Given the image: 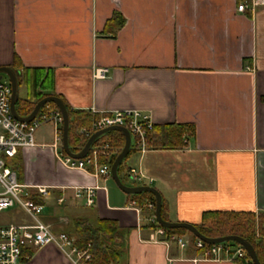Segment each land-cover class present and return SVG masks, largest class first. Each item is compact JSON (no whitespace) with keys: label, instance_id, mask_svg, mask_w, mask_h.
Here are the masks:
<instances>
[{"label":"crops","instance_id":"0c3cea01","mask_svg":"<svg viewBox=\"0 0 264 264\" xmlns=\"http://www.w3.org/2000/svg\"><path fill=\"white\" fill-rule=\"evenodd\" d=\"M259 1L253 12H238L251 0H0V67L18 70L20 100L56 95L74 111L134 109L155 126H191L193 135L182 137L179 147L142 157L132 152L136 168L152 180L145 186L160 193L169 222L195 226L206 212L261 213ZM98 68L108 69L106 79L93 78ZM35 143L12 160L20 170L12 167L28 192L46 189L40 220L54 233L76 218L92 225L114 221L127 231L121 264H166L168 258L174 264H239L201 259L186 235L184 248L150 242L151 211L132 208L135 200L110 184L111 176L66 169L52 146V124L36 131ZM84 188H96L91 207L75 196ZM0 214V229L32 222L18 207ZM28 253L31 259L19 264H73L52 245Z\"/></svg>","mask_w":264,"mask_h":264},{"label":"built area","instance_id":"2783aa9c","mask_svg":"<svg viewBox=\"0 0 264 264\" xmlns=\"http://www.w3.org/2000/svg\"><path fill=\"white\" fill-rule=\"evenodd\" d=\"M261 5L259 0H251L250 4L243 3L237 7L238 12L247 10L253 12L256 5ZM108 69L98 68L93 71V78L106 79ZM12 90L9 81L0 80V212L14 207L20 208L24 214L31 219V224L26 226L10 225L0 229V264H19L20 261H28L31 255L30 250H40L46 246H54L61 251L73 264H86L90 260L89 248L79 249L65 232L54 233L48 225H45L40 216L43 206L27 199L28 191L26 186L19 183L17 175L10 162L16 157L20 150L36 146L35 133L43 124H52L54 129L53 149L57 153L58 161L68 170L91 173L95 177L109 178L111 166L108 162L116 153V150L109 144L104 143L92 146L87 156L82 159H73L64 153L62 148V126L63 118L58 109L49 107L42 108L36 117L30 122H20L11 115ZM90 114L95 118L90 130L85 135L104 130L110 127L125 128L131 138V147L135 154L142 157L146 153L155 150L151 143L154 131L152 118L140 110H120L113 112H100L92 108ZM103 158L106 163L99 164ZM127 176L135 186L150 184L151 179L147 178L139 169L127 167ZM41 197L47 194L46 189H37ZM77 198L84 197L88 207L94 205L96 188H84L77 190ZM130 206L139 211L145 208L153 211V204H146L139 207L135 201ZM152 226H155L149 241L153 243L169 244L175 243L178 247L184 248L187 244L182 236L166 233L152 215L150 219ZM193 247L201 252V259L212 261L239 262L242 264H254L243 247L238 244H217L208 245L199 239L193 241ZM175 260L167 259L166 264H174Z\"/></svg>","mask_w":264,"mask_h":264},{"label":"trees","instance_id":"16d2710c","mask_svg":"<svg viewBox=\"0 0 264 264\" xmlns=\"http://www.w3.org/2000/svg\"><path fill=\"white\" fill-rule=\"evenodd\" d=\"M111 22H109V26ZM121 25L122 24H119L118 28L121 27ZM113 27L112 31H116L117 25ZM13 70L15 71L19 82V72L18 70ZM48 96L50 95L42 96L39 100ZM62 101L67 110L69 119L68 146L72 153L77 154L83 148L89 137L93 134L91 133L89 136H86L85 131L90 130L91 123L95 117L88 112L74 111L64 100ZM35 104L36 103L18 99L15 104V109L17 114L20 116H27L32 112ZM46 106L52 109H57L52 103H49L44 107ZM192 135L193 128L191 126H155L151 137V143L155 149L176 148L182 145V137ZM104 143L109 144L116 150V153L108 162L111 166L124 145V137L119 132H109L98 138L94 142L93 147ZM132 152L133 150L131 147L125 159H127ZM124 161L118 167L117 173L120 169L125 170ZM11 163L10 165L13 166L14 169L20 170V167L16 164V162L14 163V161H11ZM104 163H106V161L103 158H100L99 164ZM129 197H132L140 207H143L148 203L153 204L154 209L151 213L154 215L155 200L152 194L140 193ZM27 199L39 205H42L43 203L42 197L38 194V192L29 191ZM161 218L164 221H168L165 215V205L163 200L161 201ZM154 227L155 226H152V228ZM195 228L205 238L237 236L245 240L254 249L259 263L264 264V212H206L202 215L201 223L199 225H195ZM165 231L166 233L172 235L188 236L190 244L193 247V241L196 238L186 230L174 229ZM65 233L70 238L74 239L75 245L79 249L86 248L87 244L90 245L88 252L91 257L86 264H121V261L126 254L127 231L119 228L117 223L114 221L100 220L92 225L88 223L86 219L76 218L72 220L70 227L65 231ZM226 244L235 245V243L231 242H227ZM195 251L196 253L201 254L200 251ZM238 263L242 264L241 261Z\"/></svg>","mask_w":264,"mask_h":264},{"label":"water","instance_id":"95a60500","mask_svg":"<svg viewBox=\"0 0 264 264\" xmlns=\"http://www.w3.org/2000/svg\"><path fill=\"white\" fill-rule=\"evenodd\" d=\"M2 75H4L7 78V80L10 83V86H11L12 95H11L10 110H11L12 117L14 119H16L17 121L30 122L36 117L38 112L45 105L52 103L56 106V108L58 109V111L60 112V114L63 118L62 148H63V151L65 152V154H67L69 157H71L73 159H82L85 156H87V154L89 153L90 149L92 148L94 142L98 138H100L101 136H103L109 132H113V131L121 133L124 137V145H123L121 151L119 152V154L117 155V157L115 158L113 164L111 165V169H110L111 178L115 182L116 186L126 195L132 196V195H137L140 193L152 194L154 197V200H155V210H154L155 220L161 228H163L165 230H174V229L186 230L187 232L191 233L195 238L201 240L202 242H204L208 245H217V244H222V243H227V242L238 244L244 248L247 255L249 256V258L252 260V262L254 264H260L258 259H257L256 254L254 252V249L245 240H243L237 236H225L222 238H205L204 236H202L197 231V229L195 228L194 225H191L188 223H182V222L164 221L161 218L162 197H161L160 193L155 188H153L151 186H132V187H129V186H125L121 182V180L119 179L117 170H118V167L121 165V163L124 161V159L127 157L128 153L130 151V148H131L130 134L125 128L114 126V127L106 128L104 130L97 131V132L93 133L89 137V139L86 141L83 148L77 154H74L70 151L69 146H68L69 119H68V113H67V110L65 108L63 101L57 96L45 97V98L39 100L35 104L32 112L29 115L20 116L19 114H17L16 109H15V104L18 100V85H19L17 75H16L15 71L13 69H11L10 67H0V77Z\"/></svg>","mask_w":264,"mask_h":264},{"label":"rangeland","instance_id":"374dc122","mask_svg":"<svg viewBox=\"0 0 264 264\" xmlns=\"http://www.w3.org/2000/svg\"><path fill=\"white\" fill-rule=\"evenodd\" d=\"M0 80L1 81H4V82H6V81H8L7 80V78L4 76V75H2L1 77H0ZM137 156L136 155H132V153H130V155L128 156V158L127 159H125V165H124V167H125V170L127 169V167H134V168H136L137 166H136V160H137ZM125 170H123V169H120L119 170V172H118V176H119V179L121 180V182L125 185V186H129V187H132V186H134V183H132L130 180H129V178H128V176H127V173H126V171ZM109 182H110V184H112L113 186H115L116 188H117V186H116V184H115V182L112 180V178L110 177L109 178ZM118 189V188H117ZM56 210L58 209V207H54ZM0 215H2V214H0ZM6 216V215H5Z\"/></svg>","mask_w":264,"mask_h":264}]
</instances>
